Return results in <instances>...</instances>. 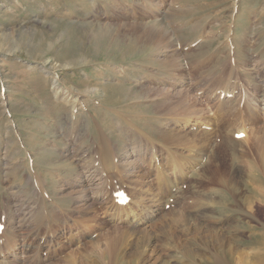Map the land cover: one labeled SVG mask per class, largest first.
I'll use <instances>...</instances> for the list:
<instances>
[{"label": "rangeland", "instance_id": "1", "mask_svg": "<svg viewBox=\"0 0 264 264\" xmlns=\"http://www.w3.org/2000/svg\"><path fill=\"white\" fill-rule=\"evenodd\" d=\"M142 31L177 44L185 86L158 84L172 75L155 67L151 47L137 44ZM129 69L136 73L124 76ZM55 76L63 90L56 95ZM137 77L144 92L132 83ZM91 87L95 94L84 93ZM176 92L200 109L176 120L180 144L153 139L160 167L119 168L125 122L165 131L153 118ZM182 135L203 137L193 145ZM174 152L178 166L169 163ZM97 164L105 181L97 175L77 203L79 187L68 193L76 173ZM16 201H31L39 231L60 224L46 234L49 260L38 264H64L70 255L87 264L84 255L100 257L107 231H129L154 204L158 214L136 227L144 234L138 244L155 245L136 249L137 239L121 233L114 241L131 264H263L264 0H0V231ZM29 229L16 228L11 248L23 264L34 263L20 254Z\"/></svg>", "mask_w": 264, "mask_h": 264}, {"label": "bare ground", "instance_id": "2", "mask_svg": "<svg viewBox=\"0 0 264 264\" xmlns=\"http://www.w3.org/2000/svg\"><path fill=\"white\" fill-rule=\"evenodd\" d=\"M150 7L154 8V5L150 4ZM159 11L160 10H158V13H159ZM161 33H163V32H161ZM136 42L139 45H146L148 47H151L155 53L154 54V62H153L154 64H156L155 67H157V69L163 68L166 70V73L170 72V75H172V80H170V82L162 81V80L158 79V77H157L158 84H169L168 87H164V88L172 87V90L175 89L176 87L179 89V88L185 86L187 81L185 80L184 74L181 73V72H183V68H180V65L178 64V61H177L178 60V54L180 53L179 52L180 48L178 49L177 44L173 40H171L170 37H165L163 35L153 33L152 31H142L140 33V35L137 36ZM154 64H153V66H154ZM174 68H175V70H174ZM176 68H178V69L176 70ZM131 72L136 73V72H134V70H130V69L127 72L125 70L122 73H124V76H126V75H129ZM116 76H118V75H116ZM127 77H129V76H127ZM51 79H54V80H52V85L54 86L53 88L55 90L54 94L56 95L59 92L61 93L63 90L58 85L59 79L56 76L52 77ZM122 79H124V78H122ZM163 80H164V78H163ZM132 83H134V85H138L139 88L142 89V91L144 92L143 85L141 82V78H138V77L134 78V80H132ZM97 89L98 88H94V87L93 88L92 87L87 88L84 91V93H86V94L94 93L95 94L97 92ZM163 90L168 91V89H163ZM66 93L68 94V92H66ZM220 95H223V94H220ZM68 96H70V93L67 95V97ZM72 97H73V95H72ZM146 97L148 98V95H146ZM75 99H76V97H75ZM218 99H220V98H218ZM64 100L66 103L71 102V104H74V101L71 99L66 98ZM249 103H251L253 105L252 107H255L257 109V112H258L260 101H257L252 96V98L250 97L248 99V104ZM223 104L224 103H222L220 106H221L222 111L225 114V116L233 117V114L230 113L231 109L227 110L226 107L223 106ZM199 111H200V109L197 107V104L195 105V101L192 99H189L188 95L184 96L183 94L176 92L175 94H173L172 99L165 101L163 103V106L161 107V109L158 111V113H156L157 115L155 114L158 117L153 118L154 120L158 121L160 127L163 128L165 131H157L156 129H153V128L150 131H144L143 128L138 126L139 124L134 125L133 124L134 122L129 124L130 122L127 123L124 121L126 123L127 127L123 128V131H121L122 133H120V134H122L123 138L128 139V141L126 140L127 143L123 147H121L122 154H121L120 160H116L117 166L119 168L124 169V170L128 168L129 170H127V171H130V170L135 169V168L141 169L144 164L145 165L150 164L152 166L160 167L159 165L161 164V162H159V161L164 160V158L158 159L159 155H158V157L155 156L156 149L154 148L155 145L153 146L152 140L155 139V141H156V139H158L157 142L159 140H161V141H163V143L166 142L167 143L166 145H168V143L175 141V139L177 140V137H180V136H178L179 134L177 135L176 128L179 127V125L180 126L182 125V123H181L182 121L177 123L176 120L182 119V120L187 121V120H189V118L191 116L198 114ZM117 114H119V112L116 113L115 115H117ZM125 114H128V113H125ZM121 115H124V114H121ZM90 116H93V114H91ZM121 117H119V118H121ZM129 118H131V116H129ZM136 121H139V120H136ZM99 124H102V123H99ZM130 126H132L133 129L129 128ZM159 129L160 128H158V130ZM100 130H101V133L106 135V133L103 131V129L101 127H100ZM105 131L107 132V130H105ZM108 131H111V130H108ZM240 132H241V134H244V140H248V137H246L247 133L245 131H243V132L240 131ZM240 132H238V133H240ZM238 135H240V134H238ZM182 136L184 137L185 142L187 140L190 143H192L193 145H195L198 141H201L200 137H203V135H200L199 137H198V135H192V137L190 139H188V138L186 139L185 138L186 134H185V136L184 135H182ZM144 137H146V138L148 137L149 140L144 139ZM108 138H110V137H108ZM97 139L101 144V147L100 146L99 147L102 149V151L103 152L108 151L109 150L108 149L109 144L106 145V143H105L106 140L104 139V137L101 138V136L99 135V137H97ZM112 142H114V141H112ZM180 142H179V144H180ZM123 143H124V141H123ZM123 143H121V144H123ZM112 144L114 145L117 143H112ZM179 146H181V145H179ZM97 149H98V146H97ZM65 150H66L67 154L63 155L62 158H64L65 162H67V164H69L68 163V160H69L68 155H69V153H72V150L68 149L67 146H66ZM98 150H100V149H98ZM117 153H119V152H116V154ZM119 155L120 154H117L118 157H119ZM148 155H149V157H147ZM113 158H112V160H113ZM177 158H178V154L174 152L171 155V159H169L170 166H178L179 165V163H177L178 162L177 160H179V159H177ZM136 161H138V162L133 163ZM100 167L101 166L99 164H97L96 166H91V167L86 168L84 170H78V172L76 173L74 182H72V185L70 186L71 189L69 190L68 193L70 196H72V192H74V186H76L77 188L79 187L80 190H79V192H77V196H76V200H77L76 202L77 203L82 199H85V200L87 199L88 195H85V191L89 189L90 184H92V185L95 184V181L98 179V178L96 179L97 175H100L99 179L102 180L101 182L105 181V180H103L104 179L103 174L101 173V171L99 172V170H101ZM71 168L75 169V167H73V166ZM97 193H99V191L95 192V194H97ZM42 195L43 194L40 192L41 197H42ZM43 199H44V195H43ZM16 203L17 204L15 205V209H11V208L9 209V215L8 216L11 219L9 218L10 219L9 221L4 222V226L1 228V231H0V264H23V262L20 261L21 260L20 257H18V255H17L18 253L13 252V250L11 251V248L13 247V243H14L15 238H16L15 237L16 236V233H15L16 228L18 226L30 228L28 230V233H29L28 236L23 238L25 243H23V245H22V250H21L20 254H25V253L27 254L28 253L29 256L31 257L32 261L34 262L33 264H38L40 261L47 262L49 260V257L47 256V254H44L42 256V251H43V249H45V247H47V251L50 250L49 244L51 243L52 240L46 234L48 233L49 229L55 230V229H57V227H59L60 224H59L58 220L54 219V221H52L53 224L44 223L41 227L42 230L39 231L38 230L39 228H37V226L32 223V220H29L31 215H32L33 208H34L33 204H31V201L28 203L16 201ZM45 204H46V201L43 200L41 203V208L44 207ZM54 204L56 205V203H54ZM151 209L152 210H149V211L152 213V215L149 212H147L141 217V219H137L135 221H132L131 223L133 226H132V229H129V231L120 232V230L117 231V229H114V230L112 229L110 231H107V233H105V236L103 235L105 238V246L100 251V257L98 255H94L92 258H90V256H89L90 254L89 255L86 254L83 257L84 262L87 264H131V261L125 260L124 257H120V254H118L116 252V244L114 243V241L118 237L117 234L121 233V234L126 235L129 238L135 237L137 239V244L135 243L136 249H139V248L140 249H149L154 243L152 241L151 242L147 241V243L142 242L141 244H138V240H140V238H143L142 236L144 234L143 235L141 233L139 234L138 231H140V229H138L136 226L141 225L143 222H148L149 221L148 218L150 216H155L158 214L159 208L155 204H154V206H151ZM43 210H44V208L40 209L39 211L43 212ZM116 214L119 215V213H116ZM6 223H8V224L11 223V225L10 226L8 225V228H7ZM7 232H9V235H6L7 239H4L3 235L6 234ZM152 234L154 235L155 233H152ZM158 234H160V232ZM147 235H148V233H147ZM157 236H159V235H157ZM144 237H146V236H144ZM151 237H152V235H151ZM151 239H153V237ZM151 239H149V240H151ZM27 241H29L30 243H27ZM129 244L130 243H128L126 245V248L128 247ZM230 252H232V251H230ZM136 254H137V252L135 253V255ZM228 254L232 255V253H228ZM67 256H69V255H67ZM70 257H72V256L70 255ZM70 257H68L69 259L64 258L63 263L64 264H73V262H75V260L71 261V259L74 257H72V258H70ZM89 258L92 259V261L89 260ZM226 263L227 264H234L228 258H227ZM240 263H238V264H240ZM263 264H264V257H263Z\"/></svg>", "mask_w": 264, "mask_h": 264}]
</instances>
